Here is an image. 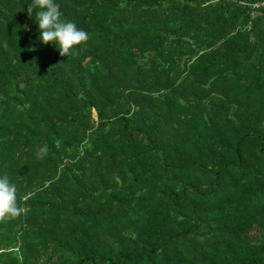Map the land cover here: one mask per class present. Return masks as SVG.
Wrapping results in <instances>:
<instances>
[{"label": "trees", "instance_id": "trees-1", "mask_svg": "<svg viewBox=\"0 0 264 264\" xmlns=\"http://www.w3.org/2000/svg\"><path fill=\"white\" fill-rule=\"evenodd\" d=\"M30 3L0 0V264H264V0H55L69 56Z\"/></svg>", "mask_w": 264, "mask_h": 264}, {"label": "clouds", "instance_id": "clouds-1", "mask_svg": "<svg viewBox=\"0 0 264 264\" xmlns=\"http://www.w3.org/2000/svg\"><path fill=\"white\" fill-rule=\"evenodd\" d=\"M35 11V20L39 26L38 39L44 44L53 43L59 49L61 56L77 54L74 49L86 43L88 33L77 28L71 20H62V12L55 0H32L27 8L29 17ZM47 152L43 146L36 153L37 159H42ZM23 209L17 204V188L9 177H0V222L18 217Z\"/></svg>", "mask_w": 264, "mask_h": 264}]
</instances>
